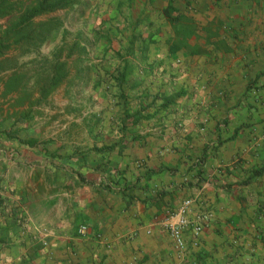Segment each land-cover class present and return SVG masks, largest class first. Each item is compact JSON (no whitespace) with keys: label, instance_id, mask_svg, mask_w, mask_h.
Returning <instances> with one entry per match:
<instances>
[{"label":"crops","instance_id":"crops-1","mask_svg":"<svg viewBox=\"0 0 264 264\" xmlns=\"http://www.w3.org/2000/svg\"><path fill=\"white\" fill-rule=\"evenodd\" d=\"M112 8L140 17L121 29L127 47L138 33L142 116L83 154L0 151V264H264V0ZM183 198L212 218L179 253L166 226Z\"/></svg>","mask_w":264,"mask_h":264},{"label":"rangeland","instance_id":"rangeland-1","mask_svg":"<svg viewBox=\"0 0 264 264\" xmlns=\"http://www.w3.org/2000/svg\"><path fill=\"white\" fill-rule=\"evenodd\" d=\"M121 1L82 0L34 17L38 28L47 22L58 25L40 45L11 42L0 55V151L7 152L10 160L18 159V148L25 146L59 153H71L74 148L83 154L89 138L96 142L111 136L114 128L105 130L107 122L142 116L137 74L134 66L131 71L128 66L140 57V50L132 47L138 33H127L133 40L127 47L121 29V24L141 21L129 16L131 23L127 22L119 9L112 8ZM7 20L0 18L1 29ZM58 63H64L63 81L42 96ZM82 141L75 150L74 144ZM11 145L17 149L12 150ZM105 146L93 144L91 150L101 149V153ZM102 176L100 184L107 180Z\"/></svg>","mask_w":264,"mask_h":264},{"label":"trees","instance_id":"trees-1","mask_svg":"<svg viewBox=\"0 0 264 264\" xmlns=\"http://www.w3.org/2000/svg\"><path fill=\"white\" fill-rule=\"evenodd\" d=\"M80 1L82 0H0V18H8L6 27L0 28V55L11 42L20 45L27 41H34L36 45H40L46 38V34L58 24L47 22L42 23L38 28L34 25L33 18L67 8ZM31 32H34L35 36L31 35ZM63 67L64 63L55 64L54 72L41 92L42 96H46L63 81L65 74ZM11 81L14 82V79H10L9 82Z\"/></svg>","mask_w":264,"mask_h":264},{"label":"built area","instance_id":"built-area-1","mask_svg":"<svg viewBox=\"0 0 264 264\" xmlns=\"http://www.w3.org/2000/svg\"><path fill=\"white\" fill-rule=\"evenodd\" d=\"M211 212L205 208L202 200L194 198H183L177 208L170 212V221L167 230L173 246L179 253L190 245L198 242L199 235L211 222ZM86 226L81 225L77 229L79 233L86 232Z\"/></svg>","mask_w":264,"mask_h":264}]
</instances>
